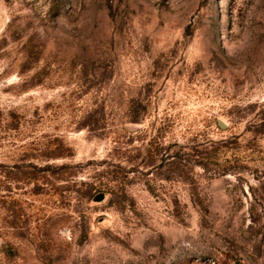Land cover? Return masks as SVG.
<instances>
[{"label": "rangeland", "instance_id": "rangeland-1", "mask_svg": "<svg viewBox=\"0 0 264 264\" xmlns=\"http://www.w3.org/2000/svg\"><path fill=\"white\" fill-rule=\"evenodd\" d=\"M0 264H264V0H0Z\"/></svg>", "mask_w": 264, "mask_h": 264}, {"label": "trees", "instance_id": "trees-1", "mask_svg": "<svg viewBox=\"0 0 264 264\" xmlns=\"http://www.w3.org/2000/svg\"><path fill=\"white\" fill-rule=\"evenodd\" d=\"M179 156H180V155H179V153H178V154H176L175 158H176V157H179ZM168 157H170V156H168Z\"/></svg>", "mask_w": 264, "mask_h": 264}]
</instances>
